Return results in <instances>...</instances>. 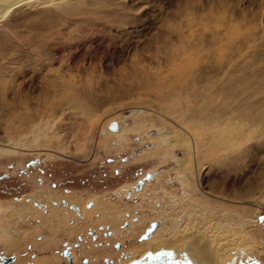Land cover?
I'll list each match as a JSON object with an SVG mask.
<instances>
[{
  "label": "rangeland",
  "instance_id": "obj_1",
  "mask_svg": "<svg viewBox=\"0 0 264 264\" xmlns=\"http://www.w3.org/2000/svg\"><path fill=\"white\" fill-rule=\"evenodd\" d=\"M73 4L57 14L53 31L66 40L57 50L43 40V8L0 14V145L21 147L0 152V227L13 238L0 240V264H122L162 226L215 230L230 246L250 241L228 264H264V0ZM200 29L221 39L201 43L192 70L173 76L165 40L188 48L178 34ZM204 66L198 80L210 89L187 96L185 111L176 100L169 109L157 86L127 91L146 75L191 78ZM167 128L180 135L165 140ZM53 145L79 158L55 156ZM187 174L195 181L183 196L178 175ZM26 202L23 220L12 207ZM56 206L76 217L44 222ZM140 261L185 264L170 254Z\"/></svg>",
  "mask_w": 264,
  "mask_h": 264
},
{
  "label": "bare ground",
  "instance_id": "obj_2",
  "mask_svg": "<svg viewBox=\"0 0 264 264\" xmlns=\"http://www.w3.org/2000/svg\"><path fill=\"white\" fill-rule=\"evenodd\" d=\"M31 2L33 5H35L37 7H41L44 9L43 12L41 13L42 16L45 17V21L43 19L44 24L41 26L43 28L41 30L43 40L44 41L46 40L47 42L50 41V44H51L50 48H53V47L55 48V46H56L57 47L56 50L59 49L58 47L60 46V44L63 45V43H65L66 40H65V38H59L60 35H58L57 33H55L53 31V29L56 27L55 24H56V20H57V14L59 13V11L69 12L70 11V5H72L73 3H80V2H82V0H75V1L74 0H0V14L5 15V13H9L14 8L21 6L25 3L31 4ZM171 35L172 34L169 33V36H170L169 38L173 39V38H171ZM189 35L191 36V38H189L188 36L186 37V34L184 32L180 31V33L178 34V37H177L178 38L177 40L179 42H187L189 44L188 48H182V46L179 45L175 49L174 47L177 46V44L175 45L172 42L169 44L170 40L169 41L167 39L165 40L167 42V46H166V48H164L165 47V45H164L163 48L166 50V51L165 50L164 51L167 53L166 55L168 56V60L166 63H167V66H170L171 70H173L171 72L175 73L173 76L178 77V75L181 73L185 74L188 71L190 72L192 69L187 70V64L192 60L191 58H195L194 55H195L196 51H198L197 54H200L199 52L203 49L201 46V43H203L205 40H208L209 38L213 39V37L214 38L217 37L216 39H218V37H219L218 35H220V34L215 35V32H210V31H206L205 29H200V31L198 30V33H194V34L192 33ZM167 37H168V35H167ZM220 39L221 38L219 37L218 40H220ZM215 44H217V43H215ZM190 49L192 50V53L189 52ZM49 50L50 49L48 47V51ZM55 54H57V53H55ZM52 58H54V57H52ZM52 58H51V61H52ZM35 60L37 61V59H35ZM40 60H42V59H40ZM205 66H207V64ZM205 66L197 68L196 73H195L196 75L194 77H191V78L190 77L189 78L183 77V79L182 78H180V79L174 78L172 80V79H168L167 75L164 73L160 74L161 76H156L155 74H154L155 76L154 75L152 76L149 74L150 76L146 75V78L143 81L135 83V85L133 86L134 88L129 87V89L127 91H130L131 93L133 91L139 92L143 88L148 89L149 86H152V85L157 86L160 88V92L163 96V99L166 100L167 103H169V102L171 103L170 105H168L169 109L174 110L175 105L178 106V104L176 102L179 101V102H181V105H182L179 108V110H181L183 108V110L185 111V109H184L185 106H184L183 102L186 101L185 98L187 96H191L192 98H196L197 96L199 97L202 90L210 89V86L207 85L208 83L205 84V83H202L200 80H198L200 75H202L204 72L206 73ZM212 70H210V71H212ZM139 71H141V70H139ZM210 71H209V74H211ZM141 74H142V72H141ZM145 74H146V72L144 73V75ZM160 80H164L166 82V86L165 85L160 86L161 84H159V83H162V82H160ZM226 84H228V83H226ZM227 86L230 87V88H228L230 91L233 90L231 84L227 85ZM163 88H165V89H163ZM22 90H24V89L22 88ZM21 94H22V92H21ZM242 96H244V95H242ZM246 99H248V98H246ZM175 100H176V102H175ZM261 101L257 105H261V103H262ZM262 105H264V104L262 103ZM30 120H26V121L23 120V122H21L22 124L20 126L23 127V125H25V124H31V123H34L37 121L36 119H30ZM26 127H27V125H26ZM62 129H63V127H62ZM63 131H65V130H63ZM190 132H191V129H190ZM161 133L166 134L165 140H170L173 137H175L177 134H179L180 132L173 130V129H170V128H167L165 131L164 130L161 131ZM190 134H192V133H190ZM181 136H182V138L184 137V135H181ZM191 137H189V138H191ZM192 139H190V140H192ZM187 140H188V138H187ZM195 140L193 139V142H195ZM170 141H172V140H170ZM32 145H34V144H32ZM170 145L173 146V144H171V143H170ZM21 146H22V144H21ZM65 146L66 145H61L60 147H58L56 145H53V146H50L51 147L50 150H54L55 152H57V155H55V156H69L72 158H79L78 156H76L77 154L66 151V150H69V148L65 147ZM20 148L21 147L15 145V144L9 143V144H5L3 146L0 145V152H2V153H13ZM184 176H186V177L178 175L179 181H180V183L184 189L183 196H188L190 194V192L187 191V189L188 188H190V190L193 189L195 179L192 177L193 174H192V176L188 175V174L184 175ZM55 198H57V197L52 196V195H51V197H48L46 200L48 202L47 204L50 205L51 203L56 201ZM63 199H66V201L69 202L70 204L74 203V200L71 196L70 197H63ZM171 199L176 204H180V202H181V200H179L174 195L171 196ZM32 203L26 202L24 205L22 204L23 206H21V207H19V204L17 203L18 206L14 205V207H12V209L15 210V212L17 211V214L19 216H21L23 218V220H25V218H26L25 215L32 210V206H33ZM41 203H44V201L43 202L41 201ZM97 205L99 206V203ZM105 206L106 205L104 204V206L101 207L102 213L109 210V209H107V206L106 207ZM36 209L34 210L32 217H30V218H35L39 214V211H41L39 209L38 210H36ZM91 209H89V210H91ZM68 210H69L68 207L63 208L60 206H56L52 210V214L45 215L46 217L43 221L44 222L52 221L55 223L56 226H61V225L65 226L67 223H69L70 220H72V218L76 217L74 209H72L71 211L70 210L68 211ZM81 211H82V213L90 214V213H88L90 211H85V209H83V208L81 209ZM112 212L115 213L116 211L113 210ZM113 217H115V216H113ZM113 217H112V219H113ZM90 220H92V218H88L87 221H90ZM139 223L141 224L142 222H139ZM132 226H133L132 227L133 229L136 227L134 224ZM10 227H11V224L8 225V228H10ZM4 229H5L4 226L0 227V240H3L4 237L9 236L11 239L10 241H13V238H12L11 234L8 233V231H7V233L4 234V231H5ZM185 230L186 229L184 227H182L180 229H175V230L172 229V227H165V226L160 227L155 233H153L152 235L149 236L148 240H146L142 243V244H145V245H142L143 247L145 246L144 251L143 250L141 251V249H139L133 255L131 260L125 261L122 264H140V262H141L140 260H142V258L144 260L146 257L157 258L163 254H167V255L170 254L173 258H175L176 262L179 261V262L183 263V261H184L185 264L186 263H188V264H228L230 261L234 260V258L237 255H241V253L243 252L242 250H246V249L250 248V247H248L249 246L248 244H250V241H246L245 243L240 242V243H237V244L230 246L224 240V239L228 238L229 236H227L226 238L220 239L221 237H218V234L214 233L215 230L210 229V230H205L202 232H194L192 230L190 234L185 232ZM167 231L168 232L171 231V233H172L169 238H166V235H165ZM137 233H139V232H137ZM223 233H225V232H223ZM245 237L250 238L248 233L246 234ZM4 245H6V247H7L6 251H11L12 245L14 246V244L12 242H9V243L4 244Z\"/></svg>",
  "mask_w": 264,
  "mask_h": 264
}]
</instances>
